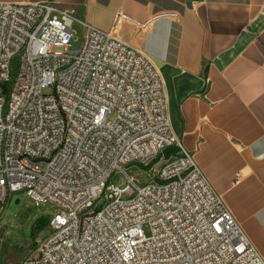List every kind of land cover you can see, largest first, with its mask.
Returning <instances> with one entry per match:
<instances>
[{"label": "built area", "instance_id": "2783aa9c", "mask_svg": "<svg viewBox=\"0 0 264 264\" xmlns=\"http://www.w3.org/2000/svg\"><path fill=\"white\" fill-rule=\"evenodd\" d=\"M75 22L52 1L0 2V203L54 208L19 264H264L173 133L160 71L82 22L71 51ZM168 149L152 181L125 174ZM117 173L124 184L110 183Z\"/></svg>", "mask_w": 264, "mask_h": 264}, {"label": "crops", "instance_id": "0c3cea01", "mask_svg": "<svg viewBox=\"0 0 264 264\" xmlns=\"http://www.w3.org/2000/svg\"><path fill=\"white\" fill-rule=\"evenodd\" d=\"M46 1L151 60L173 133L264 258V0H0Z\"/></svg>", "mask_w": 264, "mask_h": 264}, {"label": "rangeland", "instance_id": "374dc122", "mask_svg": "<svg viewBox=\"0 0 264 264\" xmlns=\"http://www.w3.org/2000/svg\"><path fill=\"white\" fill-rule=\"evenodd\" d=\"M71 30L74 35L69 49L76 51L82 44L83 31L77 23L71 26ZM164 159L165 156H162L150 170L130 165L125 168V174L138 185L148 183L154 179ZM110 183L124 184L125 177L122 173L114 174ZM53 214V206H35L23 194L12 195L3 204L0 203V264H19L26 257L33 255L37 243L50 232L47 223ZM144 233L148 236L146 229Z\"/></svg>", "mask_w": 264, "mask_h": 264}, {"label": "trees", "instance_id": "16d2710c", "mask_svg": "<svg viewBox=\"0 0 264 264\" xmlns=\"http://www.w3.org/2000/svg\"><path fill=\"white\" fill-rule=\"evenodd\" d=\"M176 154V149H168L163 153V156H165L166 158L170 157L171 155ZM48 225V223H47Z\"/></svg>", "mask_w": 264, "mask_h": 264}]
</instances>
